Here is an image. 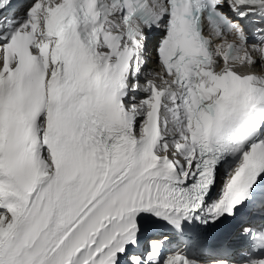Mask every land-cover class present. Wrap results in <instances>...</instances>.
Here are the masks:
<instances>
[{
  "label": "snow or ice",
  "instance_id": "obj_1",
  "mask_svg": "<svg viewBox=\"0 0 264 264\" xmlns=\"http://www.w3.org/2000/svg\"><path fill=\"white\" fill-rule=\"evenodd\" d=\"M0 264H264V0H0Z\"/></svg>",
  "mask_w": 264,
  "mask_h": 264
}]
</instances>
